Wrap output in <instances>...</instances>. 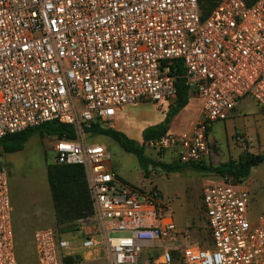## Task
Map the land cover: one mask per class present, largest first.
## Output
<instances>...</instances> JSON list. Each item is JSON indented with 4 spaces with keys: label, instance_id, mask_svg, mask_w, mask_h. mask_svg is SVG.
<instances>
[{
    "label": "built area",
    "instance_id": "built-area-1",
    "mask_svg": "<svg viewBox=\"0 0 264 264\" xmlns=\"http://www.w3.org/2000/svg\"><path fill=\"white\" fill-rule=\"evenodd\" d=\"M175 59L200 113L189 131L147 144L201 163L213 121L245 97L264 106V0H220L205 18L199 0H0V138L52 120L74 128L76 138H54L52 151L54 162L84 170L93 212L77 221L82 261L100 247L108 264H264V204L250 223L248 185L229 175L203 184L210 244L201 247L157 188L121 183L109 170L111 151L85 142L86 128L111 125L122 106L174 102ZM3 154L0 264H19ZM32 241L37 264L74 252L53 226L35 229Z\"/></svg>",
    "mask_w": 264,
    "mask_h": 264
},
{
    "label": "rangeland",
    "instance_id": "rangeland-1",
    "mask_svg": "<svg viewBox=\"0 0 264 264\" xmlns=\"http://www.w3.org/2000/svg\"><path fill=\"white\" fill-rule=\"evenodd\" d=\"M138 103L142 101L131 104ZM138 105H143L145 108L154 106L149 102ZM239 110L243 126L232 137L228 134L227 141L224 143L229 146L231 157H237L239 152L245 150L252 153H264V106L245 97L239 103ZM180 117L184 119L182 113ZM106 127L115 128L117 125L114 123V126L106 125ZM132 133L136 139L139 138L140 132L133 129ZM239 135L241 139L237 138ZM84 136L88 142L98 141L108 147L113 154L114 169L134 188H157L162 201L167 205V212L172 214L179 227L183 230L188 227L191 229L192 243L201 247L209 246L210 239L201 202L200 182L203 172L183 168L177 171H164L152 167L146 173L133 154L125 152L109 137L91 134V132H86ZM53 139L54 137L33 136L28 139L21 151L3 154L8 175L14 248L19 264H37V253L32 241L33 231L41 227L55 226L51 215L52 201L46 177V164L54 161ZM139 143H142L141 138ZM144 147L146 155L153 159L166 163L174 160L162 157L163 151L156 150L147 143ZM218 148L219 146L214 143L213 150ZM241 182L248 185L250 196L248 219L250 223H254L264 204V162L253 167L249 176ZM59 236L67 239L74 251L70 257L71 260L66 261L62 257L61 264H83L75 248L82 238L80 231L67 232ZM151 252L156 253L158 250L153 249Z\"/></svg>",
    "mask_w": 264,
    "mask_h": 264
},
{
    "label": "trees",
    "instance_id": "trees-1",
    "mask_svg": "<svg viewBox=\"0 0 264 264\" xmlns=\"http://www.w3.org/2000/svg\"><path fill=\"white\" fill-rule=\"evenodd\" d=\"M219 1L199 0L201 17L205 18L208 16ZM253 1L246 0L248 4L253 3ZM170 73L176 77V100L170 112V115H173L187 105L190 98V88L184 77V67L181 59H175L173 61ZM167 122L168 118L162 124L144 129L142 143L128 137L120 130L99 124H93L85 130L86 132H91V134H101L110 137L125 152L133 154L141 169L146 173L152 167H157L164 171H177L189 165L201 172L213 173L218 176L229 175L236 181H242L249 176L253 167L264 162V153H252L248 150L242 151L238 159H230L218 165H206L203 163L184 164L179 162L178 159L166 163L153 159L146 155L144 144L166 133ZM33 136L65 138L70 140L76 138L74 128L71 125L52 120L1 137L0 148L3 153L21 151L28 139ZM46 177L54 211V227L57 234L62 235L78 230L77 221L88 217L93 212L92 201L82 165L60 164L54 161L48 162L46 164ZM65 260H71V258L66 257Z\"/></svg>",
    "mask_w": 264,
    "mask_h": 264
},
{
    "label": "crops",
    "instance_id": "crops-1",
    "mask_svg": "<svg viewBox=\"0 0 264 264\" xmlns=\"http://www.w3.org/2000/svg\"><path fill=\"white\" fill-rule=\"evenodd\" d=\"M189 95L190 98L187 105L181 108L180 110H178L173 115H170V112L172 110V106L175 104V101L174 102L166 101V100L158 101V102L142 101V103H138V104H143L147 102L153 103L154 106L151 108H145L143 105L139 106L138 104L122 106L121 108L116 110V113L111 122L112 126H114L115 123L117 127L115 128L112 127V128L122 131L128 137L139 142V138L142 139V133L144 129L150 126L162 124L168 118L166 132H172V133L187 132L191 129L192 125L197 120L202 105V100L200 99V97L194 95L191 92H189ZM239 103L225 120L213 121L209 125L208 127L209 152L206 155H204L201 163L206 165H218L220 163L227 162L230 159L233 160L238 159V155L240 154V152L237 155V157H231L229 146L224 143L227 141L228 134L232 137L234 133L239 131L238 129L243 126L242 124L243 119L241 120L242 116L239 110ZM167 107H169V109H166ZM180 112L182 113V116H184V119L180 117L181 114ZM133 129L137 130L138 133L140 132L139 138L136 139L134 136H132L134 135L132 133ZM85 142L90 144H102L106 146L105 144L100 143L98 141L88 142L86 140V136H85ZM214 143L215 145L219 146V148L216 149L215 151L213 150ZM162 157L173 158L174 160L177 159L176 154L173 153L172 151H163ZM112 159H113V154L109 161L110 172L116 175V177L119 179V181H121V183L128 184L131 186L132 184L128 182L114 169ZM183 169L194 170V168L189 165L185 166ZM218 178L219 176L216 174L203 172V177L201 178L200 186L202 187L205 182L214 181ZM51 215L53 216L52 219L55 224L53 206H52ZM176 224L177 227L181 229L177 222ZM90 229L91 228L89 229L87 228L86 230L88 231ZM78 231H80V234H82L83 236V232L82 230H80V228L78 229ZM86 256L87 258L82 262L83 264H108L106 259L104 258L103 250L100 247H96L94 250L90 251Z\"/></svg>",
    "mask_w": 264,
    "mask_h": 264
}]
</instances>
